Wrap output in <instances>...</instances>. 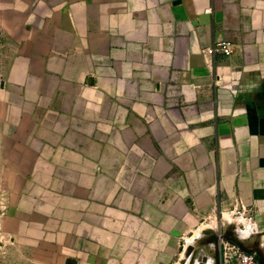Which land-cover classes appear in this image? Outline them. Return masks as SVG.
<instances>
[{
  "label": "crops",
  "instance_id": "obj_1",
  "mask_svg": "<svg viewBox=\"0 0 264 264\" xmlns=\"http://www.w3.org/2000/svg\"><path fill=\"white\" fill-rule=\"evenodd\" d=\"M0 140L21 250L264 264V0H0Z\"/></svg>",
  "mask_w": 264,
  "mask_h": 264
},
{
  "label": "rangeland",
  "instance_id": "obj_2",
  "mask_svg": "<svg viewBox=\"0 0 264 264\" xmlns=\"http://www.w3.org/2000/svg\"><path fill=\"white\" fill-rule=\"evenodd\" d=\"M1 141V140H0ZM0 147V264H51V260L37 256L35 250H21L15 228L8 215L9 201L4 184V164Z\"/></svg>",
  "mask_w": 264,
  "mask_h": 264
},
{
  "label": "built area",
  "instance_id": "obj_3",
  "mask_svg": "<svg viewBox=\"0 0 264 264\" xmlns=\"http://www.w3.org/2000/svg\"><path fill=\"white\" fill-rule=\"evenodd\" d=\"M236 50L235 45L230 41L214 42L210 46L203 49V52L214 55L224 54L231 55ZM222 264H260L258 256L255 252L244 250L243 248L235 247L231 256L225 258Z\"/></svg>",
  "mask_w": 264,
  "mask_h": 264
}]
</instances>
